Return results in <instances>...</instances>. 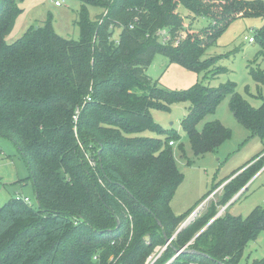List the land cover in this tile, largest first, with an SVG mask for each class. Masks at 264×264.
<instances>
[{
    "label": "trees",
    "instance_id": "1",
    "mask_svg": "<svg viewBox=\"0 0 264 264\" xmlns=\"http://www.w3.org/2000/svg\"><path fill=\"white\" fill-rule=\"evenodd\" d=\"M18 1L0 0V136L23 156L37 206L15 198L0 207V264H108L111 258L146 264L162 246L166 254L156 264H240L264 229V207L245 219L226 213L212 220L264 168V153L222 185L214 207L177 234L192 215L177 217L171 209L183 181L170 144L177 134L164 142L141 134L165 131L153 110L188 101L182 127L192 149L196 155L215 152L230 130L220 121L201 130L197 124L230 96L235 119L251 136L264 137V74L252 65L249 74L262 99L258 109L233 82L178 92L148 75L157 55L198 72L212 69L213 76L225 73L217 66L220 57L203 56L236 18L264 17V2L79 0L78 40L59 36L44 22L7 44L22 12ZM90 6L103 9L94 20ZM201 19L208 24L197 29ZM162 31L170 41L160 37ZM254 40L260 46L255 59H264V27Z\"/></svg>",
    "mask_w": 264,
    "mask_h": 264
},
{
    "label": "rangeland",
    "instance_id": "2",
    "mask_svg": "<svg viewBox=\"0 0 264 264\" xmlns=\"http://www.w3.org/2000/svg\"><path fill=\"white\" fill-rule=\"evenodd\" d=\"M56 2L61 6H56ZM18 7L22 12L17 18L13 31L6 38L7 44L15 43L30 28L42 26L44 22L50 23L55 33L63 38L74 40L80 38V30L76 24L81 8L79 0H19ZM89 10L91 20L103 12V9L95 6H90ZM180 12L185 17L189 15L183 7ZM207 22L206 19L199 20L196 28H204ZM263 27L264 17H238L218 38L216 45L208 48L203 60L220 57L217 66L227 69L225 73L213 76L212 69L198 72L179 63H171L166 56L157 55L148 69V75L164 88L178 92L189 91L198 84L216 89L221 84L233 82L237 85V93L252 107L258 109L262 105V99L258 93L257 83L249 74L248 65H252L264 74V59H255L260 46L257 42L250 43L248 39L255 37ZM119 34L120 30L117 29L114 39H117ZM261 95L264 98V86ZM230 99V96L224 97L215 111L207 114L197 124V128L201 130L209 122L220 121L230 130L231 137L215 152L196 155L192 149L187 133L182 127V122L191 106L188 101L173 102L167 110H153V120L165 131L162 133L146 131L141 134L144 137L161 139L163 142L168 135L177 134V140L170 139L175 140L172 149L176 164L183 175V181L176 188L171 201L172 212L177 217L191 212L192 215L206 213L220 201L223 186L239 173L234 174L264 153V137L251 136L235 119L229 106ZM247 188L248 190L241 196ZM244 191L239 199L235 200L236 202L219 207L218 214L229 213L245 219L257 207H264V168L249 182ZM208 193L211 195L205 199ZM17 197L28 198L31 204L37 206L35 188L23 156L11 139L0 136V207ZM165 250V246L156 248L146 264H156V261L166 254ZM123 253L124 251L121 256ZM99 255L100 253L97 252L93 260L97 261ZM262 259H264V229L255 240L248 243L240 264H253L254 261ZM109 261L108 264H119V258H111Z\"/></svg>",
    "mask_w": 264,
    "mask_h": 264
},
{
    "label": "built area",
    "instance_id": "3",
    "mask_svg": "<svg viewBox=\"0 0 264 264\" xmlns=\"http://www.w3.org/2000/svg\"><path fill=\"white\" fill-rule=\"evenodd\" d=\"M56 6L60 7L61 4H60L59 2H56ZM160 37L163 38L164 41H170L169 33H167V31H162V32L160 33ZM248 40H249L250 43H254V42H255L254 37H251V38H249ZM175 41H176V43H179V39H176ZM170 144H171V145H174V142H171ZM17 199H18V200L21 199V200H23L25 203L31 204V200L28 199V198L17 197ZM98 260H99V259H98Z\"/></svg>",
    "mask_w": 264,
    "mask_h": 264
},
{
    "label": "water",
    "instance_id": "4",
    "mask_svg": "<svg viewBox=\"0 0 264 264\" xmlns=\"http://www.w3.org/2000/svg\"><path fill=\"white\" fill-rule=\"evenodd\" d=\"M245 189V188H244ZM244 189L231 201V202H234L239 196L240 194L244 191ZM231 202L229 203V205L231 204ZM198 213H196L195 215H191L182 225L181 227L179 228V230L177 231V234L190 222L192 221V219L197 215ZM219 216H221V213H219L213 220H216ZM158 224L160 225V222L158 221ZM205 230V229H204ZM203 232V231H202ZM169 242V240H168ZM178 254H180V252H178Z\"/></svg>",
    "mask_w": 264,
    "mask_h": 264
}]
</instances>
